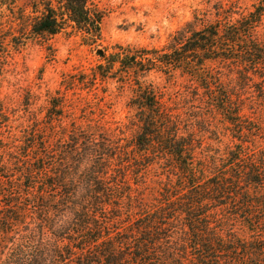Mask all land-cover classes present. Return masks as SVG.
<instances>
[{"label": "trees", "instance_id": "16d2710c", "mask_svg": "<svg viewBox=\"0 0 264 264\" xmlns=\"http://www.w3.org/2000/svg\"><path fill=\"white\" fill-rule=\"evenodd\" d=\"M2 1L11 18L0 24V76L28 35L71 27L85 46L101 41L103 14L89 0ZM208 12L162 47L116 44L67 82L86 92L105 81L128 87L136 113L127 125H83L70 106L62 128L60 97L44 124L35 118L4 141L0 101V264H264V3L233 22L222 3L215 20ZM152 72L184 76L203 116L190 121L160 98L143 80ZM210 113L237 142L221 154H205L196 130ZM145 180L155 185L149 197Z\"/></svg>", "mask_w": 264, "mask_h": 264}, {"label": "rangeland", "instance_id": "374dc122", "mask_svg": "<svg viewBox=\"0 0 264 264\" xmlns=\"http://www.w3.org/2000/svg\"><path fill=\"white\" fill-rule=\"evenodd\" d=\"M30 0H15L17 7L26 8ZM102 14L101 41L88 47L82 43L81 36L71 27L51 37L26 36L25 43L17 50H11L9 55L1 60L0 101L8 118V129L3 130L4 141L8 135L20 137L24 129L34 124L36 118L39 124H44L51 111V104L63 97V118L60 126L68 128L69 120L66 111L71 110L77 123L85 124L84 118L93 119L95 123L102 119L106 128L122 127L129 123L135 115L130 107L132 96L128 87H121L114 81H105L86 92L77 87L68 90L67 82L82 74H90L99 64L102 53H109L118 45H134L146 47H162L167 44L175 31L192 21L193 14L208 10L206 20H215V9L224 4L226 10L233 11L231 21L238 15L252 12L264 3V0H89ZM1 2V0H0ZM4 1L0 3V24L7 27L11 14L6 10ZM14 30L19 28L13 23ZM256 38L264 43V16L256 29ZM101 52V54H98ZM217 66V65H214ZM231 78H227L230 82ZM146 84H151L157 95L167 101L179 113H185L190 121L196 119L200 112L199 103L185 92L187 81L184 76L175 75L168 79L165 75L152 72L143 78ZM231 83L233 80L231 79ZM105 93V94H104ZM89 104H84L82 98ZM100 97L104 100L99 102ZM259 115L263 108L257 103ZM254 117L253 113L246 111ZM103 117V118H102ZM205 124H197V132L203 139L202 149L205 154L214 151L224 153L235 142L226 131V126L215 113L204 116ZM263 118V115H262ZM264 119V118H263ZM94 122H91L92 124ZM57 125V123L55 124ZM10 127V128H9ZM57 129V126H56ZM132 132L136 128H132ZM9 131V132H8ZM131 132V130H130ZM0 160H6L4 154ZM155 175L151 171L150 176ZM144 196L149 197L155 189L153 182L145 180Z\"/></svg>", "mask_w": 264, "mask_h": 264}, {"label": "water", "instance_id": "95a60500", "mask_svg": "<svg viewBox=\"0 0 264 264\" xmlns=\"http://www.w3.org/2000/svg\"><path fill=\"white\" fill-rule=\"evenodd\" d=\"M98 54H101V52H98Z\"/></svg>", "mask_w": 264, "mask_h": 264}]
</instances>
